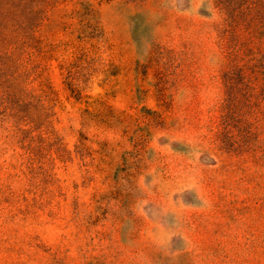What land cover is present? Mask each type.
I'll return each mask as SVG.
<instances>
[{
  "label": "rangeland",
  "instance_id": "1",
  "mask_svg": "<svg viewBox=\"0 0 264 264\" xmlns=\"http://www.w3.org/2000/svg\"><path fill=\"white\" fill-rule=\"evenodd\" d=\"M0 264H264V0H0Z\"/></svg>",
  "mask_w": 264,
  "mask_h": 264
}]
</instances>
